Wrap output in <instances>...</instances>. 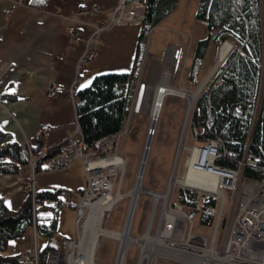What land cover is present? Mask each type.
Segmentation results:
<instances>
[{
    "label": "crops",
    "instance_id": "obj_1",
    "mask_svg": "<svg viewBox=\"0 0 264 264\" xmlns=\"http://www.w3.org/2000/svg\"><path fill=\"white\" fill-rule=\"evenodd\" d=\"M182 3L178 0L176 8L151 28L145 40V56L147 41L149 50L154 51L184 46L181 35L185 32L177 28L186 17L181 12ZM116 4L117 0H0V129L11 140L25 145L42 136V147L51 148L65 140L83 138L77 103L70 90L77 92L90 85L99 74L130 72L137 53L141 24H116L97 31ZM95 6L100 8L95 11ZM187 36L193 55L201 38L190 32ZM53 82L60 88L55 96L48 94ZM31 173L26 163L17 173L0 177V194L9 207L22 204ZM85 184L80 158L64 168L36 174L38 191L63 189L72 194L67 193L73 202L79 200ZM65 195L45 199L51 210L45 205L43 213L37 212L40 223H48L55 216L52 237L31 225L9 240L6 253L21 256L35 246L41 252L47 247L61 250L64 239L78 237L76 210L69 206L55 208L54 203Z\"/></svg>",
    "mask_w": 264,
    "mask_h": 264
},
{
    "label": "trees",
    "instance_id": "obj_2",
    "mask_svg": "<svg viewBox=\"0 0 264 264\" xmlns=\"http://www.w3.org/2000/svg\"><path fill=\"white\" fill-rule=\"evenodd\" d=\"M178 0H147L144 18L141 23V36L130 72H109L96 75L90 85L77 90V116L83 139L92 143L102 137L119 132L127 117L132 100L133 87L138 79L140 63L145 50V40L153 26L171 13ZM196 17L206 23L207 35L195 45L190 82L200 84L198 76L207 49L213 41L216 46L232 34L240 40L234 42L228 55L219 64L212 81L199 92L191 116V127L196 129L197 140L205 143L212 138H221L225 147L237 153V157L223 156L216 164L226 168H237L246 149L259 158L256 166L247 165L245 180L264 177V104L253 127L254 107L259 97L262 77V13L261 0H199ZM215 32V34H213ZM231 40V39H230ZM250 144L248 145V142ZM43 146L42 136H37L27 144L10 139L7 132L0 129V177L17 173L20 166L29 162L30 153L38 155ZM57 146L49 148V152ZM41 167H37L40 171ZM69 192L54 189L37 192V203L45 199H56L59 194ZM197 190L180 187L177 202L205 207L216 205L215 195L203 194L196 201ZM57 209L58 206L55 205ZM38 211V208L36 209ZM32 196L26 197L18 208H11L6 197L0 194V264H16L21 256L7 254L9 240L22 235L33 225ZM37 227L48 237L55 231L56 218L48 223H40L35 215ZM215 217L201 213L199 221L213 225ZM47 247L41 252L46 256Z\"/></svg>",
    "mask_w": 264,
    "mask_h": 264
},
{
    "label": "rangeland",
    "instance_id": "obj_3",
    "mask_svg": "<svg viewBox=\"0 0 264 264\" xmlns=\"http://www.w3.org/2000/svg\"><path fill=\"white\" fill-rule=\"evenodd\" d=\"M198 4L199 0H183V3L181 5V8H183L181 12L184 13L186 17L180 20L179 27L177 26V28L178 30L185 32V34L181 35L184 40V46L177 49L162 48L154 51L151 49L149 50V41L146 42V56L144 55V58L140 63L138 79L133 87L130 110L127 117L125 118L123 128L116 133V143L114 149L116 153L118 155H121L123 158V168L119 166V168L115 170V183L112 195H116L119 191L121 193H125V195L122 199L114 204L109 216L103 219L102 226L106 229H123L131 200V197L127 193L133 188L135 184L137 173L140 167V161L149 135L154 136V141L150 152V158L147 164L145 177L143 180V186L146 189H150L153 191L161 192L166 190L168 177L170 175V172L172 171L178 143L182 132V125L186 113L187 101L183 97L174 95L167 96L164 100L159 120L155 125H153L152 119L154 116L152 107L156 87L163 74L167 73L169 77V83L175 88H184L191 92L196 91L198 86L205 79L208 72H210V70L217 63L220 46L223 43L222 42L219 47L216 46L213 41L210 43L206 55L202 60V65L198 76L200 84L196 87L189 80V73L192 65L193 55L192 50H189L188 48L189 37L187 36V34L188 32H190L191 34L195 35L197 39L203 38L207 35V27L205 21L196 17V9L198 7ZM261 13L263 39L262 77L259 97L254 107L253 127L256 122L257 116L264 104V0H261ZM156 30L157 28L154 31ZM213 34H215V32ZM229 36L231 37V40H226L230 41L233 46L234 43L237 45H241L240 40L237 39L236 36L232 34H229ZM175 40L177 42L180 41L178 38H176ZM218 68L219 67H217L213 75L204 84V88L210 84ZM203 87H201V89ZM198 95L196 97L193 109L188 118L185 128L183 143L186 147L181 151L179 161L176 166V172L179 178H183L185 175L186 169L188 167V162L191 157V149L206 146L208 143V141H206L205 143L198 141L197 136H195L194 130L191 127V116L195 108ZM249 144L250 141L248 142V145ZM242 161L243 160H241L238 165L239 169L237 170H239L240 172L237 176L235 186L231 189L224 188L226 200L224 204L221 223L217 232L216 242L214 244L215 250L218 253H222L224 250V245H227L230 239V253L234 257L240 259L242 258L248 262L264 264V259H259V256H261L259 253H256L254 257H251L247 254H242L241 251L243 250H241V248L243 247L236 244L235 239H231L233 236L232 232L237 225L236 218L241 198L240 196L242 194L244 186L249 182L243 177L245 168L243 169V171H241ZM180 187H190L197 190V193L204 191L199 190L196 187L183 185L182 183H176V185L172 187V191L167 197V212H169L171 208H174V204L175 202H177V194ZM28 192L29 191H27V193ZM205 193L209 194V192L207 191ZM214 195L218 198L216 204L218 208L221 202V196L217 193H215ZM58 200L56 201V203H54L57 206L59 205ZM161 203L162 200L159 201L157 208H155L156 210H154L153 195L150 193L140 194L133 216L131 227L132 235L141 236L147 229L152 215L153 223L151 226V235L154 236L156 234L157 228H159L161 231H164L166 229L167 218L163 217L159 222L160 213L162 211ZM49 204L50 203L48 201H46V203L44 202L43 204L41 203L38 207V211L36 212H39V214L43 213V211L45 210V205L49 206L51 210V206ZM88 212L89 210L86 209L80 222L77 223L79 237L81 236L82 230L84 229L83 224L88 217ZM198 218L194 220L193 227L191 229L192 232L196 234H204L209 239H211L213 236L212 233L214 230V225H202L201 221H199ZM187 236L188 234L186 233L184 240H180L177 236L173 238L169 237L168 239H174L177 242L180 241L186 244ZM159 237L161 240H164L166 242L168 240L166 236L160 235ZM118 246V240L110 236L100 235L98 237L97 246L94 252L93 264H115ZM263 247L264 245L259 246V248H261L262 250ZM141 248L142 245L139 242H133L132 244H130L126 252L124 264H138ZM156 248L157 246H155V249ZM164 248L168 249L167 252H163L162 250V252H158L151 258H148L147 256L143 259L142 264H194L192 262L186 261L188 259H185L183 261L180 258V260H176L170 258V256H166L167 254L172 255L178 253V251L171 247ZM179 252L181 253V251ZM195 255V257L201 259L200 256H202L203 253H197Z\"/></svg>",
    "mask_w": 264,
    "mask_h": 264
},
{
    "label": "built area",
    "instance_id": "obj_4",
    "mask_svg": "<svg viewBox=\"0 0 264 264\" xmlns=\"http://www.w3.org/2000/svg\"><path fill=\"white\" fill-rule=\"evenodd\" d=\"M147 0H117L116 6L112 9L111 15L107 20L98 28L97 31L106 29L116 24H134L140 25L144 18ZM100 6H95V11L98 10ZM71 29H75L71 27ZM60 91L59 85L53 82L48 90V94L55 96ZM71 93L73 95V100L75 103L78 102V98L75 89L72 88ZM43 128H47L44 126ZM194 134L197 136L198 132L194 129ZM116 134L108 135L102 137L92 143L86 142L83 138L80 140H65L57 145L56 149L49 152V148L43 147L38 155L30 153L29 165L31 166V178L27 182L25 189L26 192L29 191L32 196L33 201V226L37 228L36 222V209L40 206L37 203V188H36V174L37 167H41V170H56L64 168L71 164L75 159L80 158L83 160L84 169L86 172V184L79 195V200L73 202L68 197L59 198L58 207L69 206L76 210V222L79 223L82 214L90 205L91 200H96L101 197L108 196L112 194L114 188V175L115 170L119 168L118 164H111V161L118 154L115 151ZM204 153L202 157L212 156L213 166L219 171H223L226 174V179L220 182V186L224 189H231L235 186L237 176L239 174L238 168H226L221 167L216 164L217 159L223 156L237 157V153L233 150H229L225 147V144L221 138H212L208 140L206 146L202 147ZM121 156V155H120ZM122 157V156H121ZM242 169L245 168L246 164L249 166H256L258 164L259 158L250 153L246 149L244 157L242 159ZM215 163V164H214ZM255 187V188H253ZM198 189V188H197ZM200 190V189H199ZM209 192L208 195H214L215 193L221 196V202L219 207L217 205L208 204L205 207L199 205H193L188 203H175L174 208L169 210L170 217L167 218V226L175 228V230H181L182 238L187 236L186 244L182 242H177L174 239H168V246L177 250L178 253L166 256L176 260L182 259L181 253L186 255L191 254V256H196L197 253H204L205 249H213L216 255L225 257L230 253L231 241L229 239L228 244L224 245V250L222 253H218L215 250V242L217 238V232L219 225L221 223L224 204L226 200L225 193L220 194L212 190L205 189L204 191L197 193L196 201L203 199V194ZM240 202L237 212V225L232 232V240L235 239V243L242 246L241 253L249 248H257L256 253L264 255L263 250L259 246L264 245V177L261 179L249 180L248 183L243 188L242 194L240 196ZM45 201L43 200V203ZM201 213H206L213 215L214 220V230L212 233V238L209 239L204 234H196L192 232V227L194 220L200 216ZM199 219V218H198ZM202 225H208L207 223H202ZM85 228L82 230V234L79 237L66 238L63 240V247L61 250L50 249L43 258L41 251L35 246L33 248H28L24 253L21 254V262L23 264H82L80 262L81 257H83V247L82 240ZM190 235L194 236L192 238H197L193 241H188ZM199 238L206 239L205 244L199 241ZM198 241V242H197ZM177 243L178 245H174ZM230 243V244H229ZM209 246V247H208ZM252 246V247H251ZM188 248L190 250H188ZM181 251V253L179 252ZM228 253H227V252ZM261 253H260V252ZM180 258V259H179ZM196 258V257H195ZM191 262L190 260H186ZM193 263V262H192Z\"/></svg>",
    "mask_w": 264,
    "mask_h": 264
},
{
    "label": "bare ground",
    "instance_id": "obj_5",
    "mask_svg": "<svg viewBox=\"0 0 264 264\" xmlns=\"http://www.w3.org/2000/svg\"><path fill=\"white\" fill-rule=\"evenodd\" d=\"M232 47L233 44L230 41L228 40L223 41V43L220 46V51L218 56V60L221 59L220 62L218 61L219 64L228 55ZM219 64L216 63L214 67L210 70V72H208V74L206 75L205 79L202 82L201 87H203L204 84L213 75ZM201 87L194 92H191L184 88H175L169 83L168 74L167 73L163 74L156 87V92L152 107V112L154 116L152 119V124L155 125L159 120V116L163 108L164 100L167 96H171V95L179 96L185 98L187 101L186 113L182 125V132L178 143V148L175 155L172 171L170 172V175L168 177L166 190L161 192L153 191L150 189H146L143 186V180L145 177L146 168L150 158V152L154 141V136L149 135L146 141L144 152L142 154L140 167L137 173L135 184L133 188L127 193L131 197V200L128 208L129 210L127 213V217L123 225V229L122 230L106 229L102 226V222L105 217L109 216L114 204L120 199H122L125 193H121L119 191L116 195L109 194L108 196L90 201V205L87 208L89 210L88 217L83 224L85 231L82 240L83 241L82 251L84 255L83 257H81L80 260L82 264H93L94 252L97 246L98 237L100 235L110 236L119 241L115 264H124L127 249L129 245L132 244L133 242H139L142 245L140 252V259L138 262V264H142L143 259L147 256L148 258H151L158 252H162V250L163 252H167L168 249L164 247L169 248L168 242L161 240L159 237L160 235L166 236L167 239L169 237L173 238L176 236L179 239L182 238L183 231L178 229L176 231L175 228H173L174 226L173 227L169 226L171 221L169 222L168 226L164 231H161L159 228H157L156 234L152 236L151 226L153 223L152 220L153 215L148 223L147 229L143 232L141 236L132 235L131 227L133 222V216H134L137 200L140 194L150 193L153 195L154 210H156L155 208H157L159 201L162 200L161 203L162 211L160 213V218H159V222H160L161 218L170 217V214L167 213L166 211L167 197L169 193L172 191V187L176 185V183H182L183 185L196 187L200 190L208 189L215 192H219L220 194L224 193V189L219 184L222 180H225L227 178L226 174L223 171L222 172L219 171V169L213 166L212 156H208L205 158L202 157V154L204 153L202 147H196L191 149V157L188 162V167L186 169L183 178H179L176 172V166L179 161L181 151L186 147L183 143V139H184V133H185L187 121L191 114L196 97ZM114 163L118 164L121 168H123V158L120 155H117L112 159L111 164ZM192 237L194 236L190 235L188 241H193L197 239ZM199 241L203 242L202 244H205L206 239L199 238ZM174 245H178V244L174 243ZM155 246H157L156 249ZM188 250L190 249L188 248ZM256 251L257 248H249V250L246 249L243 252V254H247L250 255L251 257H254L256 255ZM181 254H182L181 258L188 259L194 264H257L255 262H248L242 258L240 259V258L232 257L229 253L225 257L216 255V253L211 248L209 250L208 249L204 250L203 255L200 256L201 259H198L197 257L195 258V256H191V254L189 255H186L185 253H181ZM259 259L263 260L264 255L259 256Z\"/></svg>",
    "mask_w": 264,
    "mask_h": 264
},
{
    "label": "water",
    "instance_id": "obj_6",
    "mask_svg": "<svg viewBox=\"0 0 264 264\" xmlns=\"http://www.w3.org/2000/svg\"><path fill=\"white\" fill-rule=\"evenodd\" d=\"M219 62L221 61V59L220 60H218ZM217 61V64H219V62ZM202 86V83L198 86V88L197 89H199L200 87Z\"/></svg>",
    "mask_w": 264,
    "mask_h": 264
}]
</instances>
